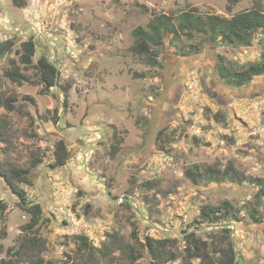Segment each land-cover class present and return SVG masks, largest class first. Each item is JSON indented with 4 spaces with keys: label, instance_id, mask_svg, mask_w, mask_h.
I'll list each match as a JSON object with an SVG mask.
<instances>
[{
    "label": "rangeland",
    "instance_id": "1",
    "mask_svg": "<svg viewBox=\"0 0 264 264\" xmlns=\"http://www.w3.org/2000/svg\"><path fill=\"white\" fill-rule=\"evenodd\" d=\"M258 5L264 9V0H26L25 6L0 0V42L13 41L12 50L0 56V94L16 96L20 105L9 111L0 103L11 141L7 146L0 141V165L28 167L31 152L41 156L29 170L30 182L17 183L43 208L40 255L52 264L78 263L79 245L72 243L78 235L95 250L107 232L133 243L134 230L140 240L171 236L177 254L175 260L155 263L143 250L135 264H202L185 261L184 235L194 231L208 240L223 239L218 226L195 220L201 205L228 200L242 218L230 225L237 264H264V202L260 221H250L244 212L257 186L231 178L193 183L184 173L193 165L203 170L232 164L239 175L264 178V74L233 87L216 71L219 54L235 65L259 59L264 34L236 47L198 36L166 37L154 66L130 49L133 29L155 13L176 15L196 7L202 14L227 16ZM29 37L36 49L32 65L24 67L16 50ZM41 54L58 66V83L70 85L66 106L59 88L34 82L33 64ZM12 62L29 81L4 76ZM170 104L173 111L165 113ZM59 138L68 159L51 168ZM111 143L118 146L114 154ZM104 183L112 200L131 199L130 208L126 199L108 201ZM0 199L6 203L0 213V258H8L7 249L18 245L29 215L16 205L17 194L1 175ZM127 263L120 250L111 257L99 255L98 264Z\"/></svg>",
    "mask_w": 264,
    "mask_h": 264
},
{
    "label": "trees",
    "instance_id": "2",
    "mask_svg": "<svg viewBox=\"0 0 264 264\" xmlns=\"http://www.w3.org/2000/svg\"><path fill=\"white\" fill-rule=\"evenodd\" d=\"M12 1L18 6H25L26 4V0ZM132 33L135 42L130 47L131 51L143 57L148 65L154 66L157 63V56L162 50L161 46L164 44L166 37L175 40L181 35L189 38L198 36L210 43H220L226 47L251 45L257 34H264V9L258 5L227 16L216 13L202 14L198 12L196 7L185 9L176 15L160 12L153 14L145 26L135 27ZM12 47V39L7 38L1 41L0 56L4 52L11 51ZM262 48L259 59L238 65L228 62L224 56L219 54L216 64L219 78L230 86L241 87L255 77L263 75L264 44ZM35 49L36 44L32 37L20 43V48L16 50V53L20 54V61L24 67L32 65ZM185 53L188 54V52ZM33 66L38 71V79L34 82L42 84L44 88H59L62 93V104L66 106L70 85L58 83L57 72H59V69L56 63L51 61L47 55L41 54ZM3 73L13 82L29 81L28 77L20 71V67L13 62ZM25 97L34 102L33 98ZM0 103L9 111L19 109L20 106L17 97L14 95L2 96L0 94ZM24 114L33 123L34 119L29 111L25 110ZM215 117L216 119L221 118L219 112L215 113ZM54 121L57 122V117L54 118ZM8 125V120L0 117V141L5 143V146L11 142L9 140ZM117 148L116 144L112 145L110 153L114 154ZM67 152L64 139L59 138L56 140L53 149V161L50 163V167L63 166L68 159ZM31 153L34 157L31 158L28 167L9 165L3 168L0 165V175L9 182L12 190L17 194L16 205L29 215V220L20 226L22 234L19 236L18 245L7 249L8 258H0V264H23V262H27V264H52V260H47L43 254L40 255L43 243H41V238L38 235L43 221V208L39 202L30 200L23 188L17 186V183H29V170L41 162V156L37 155V152L33 151ZM184 173L193 183L203 179L221 181L230 178L241 183L245 179H249L257 186V190L254 194V201L249 206L244 207V212L252 222H258L262 219L260 203L264 202V178L239 175L238 170L232 164L227 165L224 169L207 166L203 170H200L198 165H193L185 169ZM146 184H149V182H146ZM124 205L128 208L131 206L128 201H125ZM5 209L6 203L3 199H0V213ZM241 219L239 210L234 208L228 200H222L214 205H201L195 222L198 225L207 223L208 225L218 226V233H222L224 238L218 239L216 236L208 240L197 236L194 231L185 234V246L183 248L185 261L189 263L192 259H198L202 264H237V255L230 236L232 230L230 225L233 221ZM131 236L134 242L124 244L120 234L107 232L103 245L94 250L84 236L78 235V242L73 239L72 243L79 245V262L74 263V261H71L69 264H98L99 255L101 257H111L115 250L123 251L127 264H135L143 256V250L149 254V258L155 263L168 262L177 258L176 252L171 249L174 239L171 236L154 238L146 235L143 240H140L138 233L134 230L131 232ZM136 243L139 244V247L136 246ZM2 248L3 246L0 244V251H2ZM68 261L70 259L66 260V262Z\"/></svg>",
    "mask_w": 264,
    "mask_h": 264
},
{
    "label": "flooded vegetation",
    "instance_id": "3",
    "mask_svg": "<svg viewBox=\"0 0 264 264\" xmlns=\"http://www.w3.org/2000/svg\"><path fill=\"white\" fill-rule=\"evenodd\" d=\"M57 78H58V77H57ZM173 101H174V100H173ZM174 102H175V101H174ZM172 103H173V102H172ZM171 105H172V104L168 105V106L166 107V109H164V112H165V113H169V114H170L171 111H173V107H171ZM166 117H167V115H166ZM114 134H115V132H112V137H114ZM111 140H112V139H111ZM98 142H99V140H98ZM98 142H97L96 144H98ZM114 144H116V143H111V147H112V145H114ZM145 156H146V155H145ZM145 156H144V157H145ZM96 177H98V176L96 175ZM98 178H99V177H98ZM106 185H107V184H105V183H104V185H103V186H104V192H105V195H106V191H108ZM108 192H109V191H108ZM109 195H110V193H109ZM106 199H107L108 201H114V200L111 199V196H110V199H111V200H109V199L107 198V196H106ZM117 199H118V198H117ZM123 199H125V198H123ZM122 201H123V200H122ZM122 201H119L120 204H121ZM126 201H127V200H126ZM85 207H87L89 210L91 209V206H89V204H86Z\"/></svg>",
    "mask_w": 264,
    "mask_h": 264
},
{
    "label": "water",
    "instance_id": "4",
    "mask_svg": "<svg viewBox=\"0 0 264 264\" xmlns=\"http://www.w3.org/2000/svg\"><path fill=\"white\" fill-rule=\"evenodd\" d=\"M58 76H59V72H57V77H58ZM106 196H107V198H108L109 200H111L108 191H106ZM125 199L129 202L130 205H132V200H131V199H129V198H125ZM122 200H123V198H118V199L114 200L113 202H119V201H122ZM150 225H151L152 227H154V228H156V229H158V230H160V231H164V232H166V233H171V232H172V231H170V230H164V229H161V228L157 227V226H156L155 224H153V223H150ZM233 226H234V225H233ZM235 261H236V259H235Z\"/></svg>",
    "mask_w": 264,
    "mask_h": 264
}]
</instances>
